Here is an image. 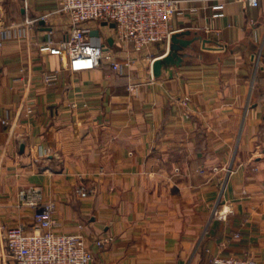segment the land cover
I'll list each match as a JSON object with an SVG mask.
<instances>
[{
    "label": "crops",
    "instance_id": "1",
    "mask_svg": "<svg viewBox=\"0 0 264 264\" xmlns=\"http://www.w3.org/2000/svg\"><path fill=\"white\" fill-rule=\"evenodd\" d=\"M57 3L0 0L5 20H35L0 48V260L6 229L34 224V209L19 206L34 187L54 204L57 232L85 235L91 264H264V0L230 1L217 19L213 0L183 3L173 26L193 41L180 65L157 72L165 43L124 49L92 23L93 43L133 57L123 74L107 63L73 72L49 53V31L59 41L70 25ZM100 237L111 239L98 247Z\"/></svg>",
    "mask_w": 264,
    "mask_h": 264
},
{
    "label": "built area",
    "instance_id": "2",
    "mask_svg": "<svg viewBox=\"0 0 264 264\" xmlns=\"http://www.w3.org/2000/svg\"><path fill=\"white\" fill-rule=\"evenodd\" d=\"M209 0H58L53 14L66 15L69 18L67 35L59 41L50 36L44 42L49 53L68 61L73 72L89 71L107 63L123 74L134 63L133 57L125 56L119 61V55L112 49L108 41L93 43L90 35L92 23H115L112 38L116 45L124 49L133 48L135 52H143L158 44L165 43L166 51L170 48L171 38L178 32L173 20L181 11L183 3H207ZM230 1L241 2L245 6H258L260 0H213L211 17L222 18L226 14V5ZM201 6L192 5L190 12L198 14ZM52 13L44 15L47 21ZM35 20L7 21L0 13V48L8 42L20 40L27 34L26 29ZM149 54L148 58H151ZM153 58L151 62H154ZM46 85H53L59 79V71H47L43 76ZM132 89V87L130 88ZM76 192L85 195L88 190L80 185ZM19 206L34 209V224H19L8 227L5 231L6 258L0 264H7L8 259L14 264H91L93 251L85 235L57 232L53 227L54 204L44 202L40 190L30 187L20 191ZM83 226H80L82 228ZM239 235L236 234L235 237ZM111 237H100L95 244L104 246ZM212 264H256L255 257H215Z\"/></svg>",
    "mask_w": 264,
    "mask_h": 264
},
{
    "label": "water",
    "instance_id": "3",
    "mask_svg": "<svg viewBox=\"0 0 264 264\" xmlns=\"http://www.w3.org/2000/svg\"><path fill=\"white\" fill-rule=\"evenodd\" d=\"M41 22L44 23V21ZM102 24L104 26L109 25L111 28L116 27L115 23L103 22ZM190 33L191 32L189 30H185L173 34L168 53L164 57L157 59L153 63V68L155 72L159 70L162 63L175 64V65H180L182 63L183 59L179 54V52L184 50L185 47L189 46L192 43L193 41L192 39H186V35H189ZM92 34L98 35L99 33L98 31H93ZM109 42L110 44H113V38H110Z\"/></svg>",
    "mask_w": 264,
    "mask_h": 264
}]
</instances>
